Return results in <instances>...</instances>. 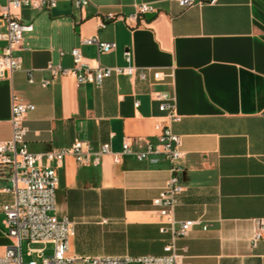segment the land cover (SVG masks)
<instances>
[{"label": "crops", "instance_id": "obj_1", "mask_svg": "<svg viewBox=\"0 0 264 264\" xmlns=\"http://www.w3.org/2000/svg\"><path fill=\"white\" fill-rule=\"evenodd\" d=\"M7 1L0 0V8ZM55 1L48 9L18 11L33 29L14 52L19 68L0 78V142L11 137L17 97L34 105L24 116L32 152L67 147L77 138L94 149L109 143L120 151L126 140L138 150L156 142L154 125L164 118L153 92L166 90L180 116L171 130L183 152L175 172L183 190L172 216L197 221L176 239L178 251L191 264H264V237L252 241L259 220L264 226V0L186 8L176 0H91L81 8L73 0ZM139 1L152 2L154 16L124 19ZM108 13L116 17L108 19ZM88 37L116 47L99 53L82 42ZM73 47L92 67L125 65L129 50L147 79L112 74L97 86L77 83L72 73L52 78L47 64L72 68ZM154 70L171 76L155 81ZM44 78L50 79L47 86L40 84ZM56 171L55 214L72 222L71 256L163 253L171 232L152 200L172 174L167 161L124 155L115 163L104 154L97 165H80L67 155ZM8 175L0 164V255L11 243L1 209L12 200L5 191Z\"/></svg>", "mask_w": 264, "mask_h": 264}, {"label": "built area", "instance_id": "obj_2", "mask_svg": "<svg viewBox=\"0 0 264 264\" xmlns=\"http://www.w3.org/2000/svg\"><path fill=\"white\" fill-rule=\"evenodd\" d=\"M91 0H73L76 8H81ZM181 8L192 6L196 3H214L216 0H176ZM55 0H8L0 8V17L4 20L5 30L0 29V78L10 76L19 68V58L15 56V50L19 49L23 39V33L31 31V23H23L18 11L22 7H30L37 10L48 9L55 6ZM133 12L124 16L130 22H137L139 18L148 13L155 12L152 2L139 1L133 4ZM108 19L116 16L112 13L106 15ZM86 44H94L99 53L109 52L116 47L115 42L100 41L96 37H88L82 40ZM62 53V52H60ZM73 61L72 68H63L60 64L49 62L46 70L52 78L59 75L72 73L77 83H93L100 85L104 78L115 75H137L139 79L146 80L147 73L144 70L136 71L132 64V56L129 50L124 51L125 65L122 66H90L84 61L78 47L70 51ZM171 76L159 70L152 72L155 81H161L164 77ZM29 82L33 81L31 72H28ZM50 79H41V86H47ZM153 98L158 101V109L162 113L164 121L156 122V142H147L138 150H133L125 140L120 151H112L109 143H103L98 149H94L86 140L75 139L69 146L48 150L45 152H32L28 149L25 136L27 128L24 124V116L32 110L34 105L24 103L13 97L11 105V137L0 142V164L8 167L11 185L5 191L12 194V200L2 205L5 215V235L11 243L0 255V264H76L78 260L83 264H191L186 256L180 253L176 246V239L187 236L196 220L176 221L172 214L178 203V197L183 187L178 183L175 172L181 169L177 161L183 157L180 149V138L171 130V123L179 119L176 113L175 99L166 90H155ZM134 105H139L135 100ZM110 154L113 162H121L124 155H133L137 160H149L158 162L167 161L172 172L164 187L153 198L152 204L157 207L159 213L166 217V223L171 232L170 240L164 244L161 255H141L131 257L128 255H95L84 258H76L69 254V238L73 234L72 222L66 217L59 219L56 214L55 193L58 185L56 169L60 167L67 155L74 157L80 165H97L101 156ZM164 230V229H163ZM264 237L263 221L259 220L254 231L252 241L255 242ZM22 241L52 245V253L44 257V247L28 248L27 254L36 253L41 258L38 263L34 259L23 261L21 252Z\"/></svg>", "mask_w": 264, "mask_h": 264}, {"label": "rangeland", "instance_id": "obj_3", "mask_svg": "<svg viewBox=\"0 0 264 264\" xmlns=\"http://www.w3.org/2000/svg\"><path fill=\"white\" fill-rule=\"evenodd\" d=\"M42 248L44 247V253H43V256L46 257V256H49L51 255L52 253V245L51 244H42V243H31L28 245L27 241H22L21 243V252H22V259L23 261H28L30 259H34L36 260L38 263L41 262V258L37 256L36 253H33L32 255H28L27 254V251H28V248ZM76 264H83L82 261L78 260L76 262Z\"/></svg>", "mask_w": 264, "mask_h": 264}, {"label": "water", "instance_id": "obj_4", "mask_svg": "<svg viewBox=\"0 0 264 264\" xmlns=\"http://www.w3.org/2000/svg\"><path fill=\"white\" fill-rule=\"evenodd\" d=\"M146 16L147 17H153L154 16V13L152 12V13H148V14H146Z\"/></svg>", "mask_w": 264, "mask_h": 264}]
</instances>
